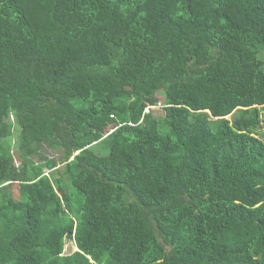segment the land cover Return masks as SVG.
Returning <instances> with one entry per match:
<instances>
[{
    "label": "trees",
    "instance_id": "obj_1",
    "mask_svg": "<svg viewBox=\"0 0 264 264\" xmlns=\"http://www.w3.org/2000/svg\"><path fill=\"white\" fill-rule=\"evenodd\" d=\"M0 264H264V0H0Z\"/></svg>",
    "mask_w": 264,
    "mask_h": 264
},
{
    "label": "rangeland",
    "instance_id": "obj_2",
    "mask_svg": "<svg viewBox=\"0 0 264 264\" xmlns=\"http://www.w3.org/2000/svg\"><path fill=\"white\" fill-rule=\"evenodd\" d=\"M157 98L158 100L161 102L163 100V96L161 94H157ZM162 107L159 106L157 109H153L152 112L155 115H162ZM230 118V117H228ZM14 135H11L9 138L6 139L7 143L10 144L11 146V149H12V155L15 156L16 153H17V148H16V141H17V137H16V134L17 132H13ZM92 149L95 151V152H100L102 149H101V146H99V144H95L93 145ZM42 156L45 157V155H47V157L45 159H41V158H38V157H32V160H34L35 162L37 163H40V162H45V160H51L54 158V155L53 153H50V151L48 153L46 152H42ZM15 163L16 164H20V162L16 159L15 160ZM45 174H48V170L46 168L43 169V171ZM12 187L10 188L12 190V195L15 199H18V194H19V191H18V188L16 186V184H12L11 185ZM76 248H75V245L73 242L69 241V242H66V245L64 247V253L65 254H68V253H71L73 251H75Z\"/></svg>",
    "mask_w": 264,
    "mask_h": 264
},
{
    "label": "built area",
    "instance_id": "obj_3",
    "mask_svg": "<svg viewBox=\"0 0 264 264\" xmlns=\"http://www.w3.org/2000/svg\"><path fill=\"white\" fill-rule=\"evenodd\" d=\"M148 111H149V109H146V111H145V112H146V113H148Z\"/></svg>",
    "mask_w": 264,
    "mask_h": 264
},
{
    "label": "water",
    "instance_id": "obj_4",
    "mask_svg": "<svg viewBox=\"0 0 264 264\" xmlns=\"http://www.w3.org/2000/svg\"><path fill=\"white\" fill-rule=\"evenodd\" d=\"M75 251H77V249Z\"/></svg>",
    "mask_w": 264,
    "mask_h": 264
}]
</instances>
